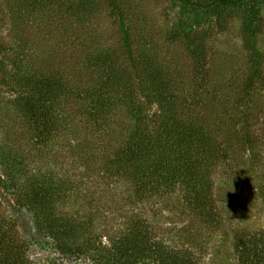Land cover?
<instances>
[{"label":"rangeland","instance_id":"rangeland-1","mask_svg":"<svg viewBox=\"0 0 264 264\" xmlns=\"http://www.w3.org/2000/svg\"><path fill=\"white\" fill-rule=\"evenodd\" d=\"M115 1L122 14L113 12L108 0H93L90 9L84 14L79 12L74 20L71 12L59 16L53 0L42 5L39 0L33 7L30 4L35 0H0V41L6 46L4 55L9 56L0 76L5 70L12 73L15 54L29 62L33 71L51 68L59 58L70 57V63L75 64L72 58L86 50L93 56L102 55L104 62L94 61L100 66L117 63L128 68L119 24L120 17H125L131 51L149 52L154 57L152 65L161 66L168 82L182 89L180 93L200 86L197 103L181 107L180 114L183 120L199 119L214 139L211 143L218 153L214 160L209 161L203 153V161L197 159L203 179L197 189L199 194L207 195L212 215L197 218L180 203L177 188L161 200L138 202L127 198L130 189L126 181L102 175V167L96 169L104 160L106 144L98 141L92 146L83 130L76 138L64 132L50 145L30 142L26 134L30 131L14 109L18 89L13 85V76L0 77V152L11 144L19 145L14 150L28 166L16 167L11 182L0 183V214L14 223L15 238L23 241L24 256L31 264H94L85 254H62L54 241L41 235L34 226L32 212L14 189L31 171L49 170L62 180L57 181L58 189L53 194H65L55 202L54 211L75 219L80 225L75 235L80 242L93 239L94 245L105 251L132 224L142 221L155 238L189 249L196 264H238L233 249L235 237L264 225V201L259 196L264 185V0L259 28L252 38L260 52L257 67L250 59L251 42L245 43L246 36L241 33L245 18L242 8L209 15L210 24L193 26L184 35L177 31L180 0ZM20 37H26V42L18 40ZM193 41L198 42L195 47ZM196 47L202 57L191 55ZM254 70H258L257 75ZM132 80L137 83L134 77ZM150 105L149 124L155 132L162 126L161 111L157 103ZM108 116L112 118L109 123L116 127L108 133L94 132L93 136L116 145L121 140L118 125L127 124L129 118L121 106L110 110ZM85 129L93 131L89 125Z\"/></svg>","mask_w":264,"mask_h":264},{"label":"trees","instance_id":"trees-1","mask_svg":"<svg viewBox=\"0 0 264 264\" xmlns=\"http://www.w3.org/2000/svg\"><path fill=\"white\" fill-rule=\"evenodd\" d=\"M37 1L39 0H35V4L31 3L30 6L36 5ZM41 1L39 5L46 2ZM92 1L53 0V8L59 16L71 12V17L75 20L79 12L84 14L90 9ZM108 2L113 12L122 14L115 0ZM262 2L263 0H180L177 31L188 34L193 26L208 22L210 24L209 15L219 16L221 12L242 8L245 18L241 33L246 36L245 43L251 42L250 59L253 67H257L260 52L252 38L259 28ZM124 19L125 17H120L119 24L127 51L128 68L117 63L100 66L94 61L101 63L102 55L98 53L93 56L86 50L72 58L75 64L70 63V57L59 58L53 63V67L33 71L27 65L29 62L15 54V59L11 61L12 73L5 70L0 77L13 76L16 79L13 85L18 89V96L13 100V105L23 126L30 131L26 133L29 141L43 142L39 146L50 145L52 140L64 132L76 138L83 130L92 146L98 141L106 144L103 145L104 160L96 169L102 167V175L126 181L127 189H130L127 198L138 202L161 200L173 195L165 193H171L177 188L181 193L179 197L182 205L193 211L197 218L210 217L213 209L210 201L205 193L199 194L197 189L203 180L197 159L203 161V153L209 161L214 160L218 154L217 149L212 146L211 141L214 139L205 131V125L199 119L192 117L183 120L180 114L181 107L187 108L197 103L200 86L195 85L187 93H180L182 89L168 82L163 68L152 65L154 57L149 52L131 51L130 28ZM65 21L62 20V23ZM65 24L70 25L67 21ZM24 38L26 37L18 40L21 39L24 43ZM194 43L198 42L193 41V47ZM5 47L0 41V53L3 55L0 58V72H3L5 59L9 57L6 56ZM194 50L198 51V48ZM194 50L191 51L193 57H202L200 48L198 53ZM253 73L257 75L258 70ZM133 77L137 83H133ZM251 81L252 77L250 83ZM250 87L251 84L245 89L249 90ZM150 102L157 103V109L161 111L162 126L155 132L151 131L149 124L150 115L148 116L147 111L150 109ZM117 106H121L129 121L118 125L121 140L114 145L112 140L108 144L93 134H103L102 131L108 133L111 132V127H116L112 122L109 123L112 118L108 113ZM88 125L93 127V131L85 129ZM122 131H126V134L123 135ZM12 146L11 144L10 148L6 147L0 152L3 174V177L0 176V183L11 182L16 167L22 169L28 166L24 157L14 150L19 145ZM31 172L14 189L22 198L24 206L32 212L36 230L54 241L62 254H85L94 264H196L189 249L178 247L176 243L172 246L165 240L155 238L146 222L142 221L132 224L105 251L99 245H94L93 239L80 242L78 236H75L80 229L75 219L54 211L57 199L59 202L65 195L53 194L58 189L57 181L62 180L49 170ZM262 186L259 196L264 201V185ZM213 221L219 223L222 219ZM246 231L241 232L240 237H237L238 233L233 245L238 264H264V225L255 232ZM14 233L16 234L14 223L9 217L0 214V264H31L28 257L24 256L26 246L23 241L15 238Z\"/></svg>","mask_w":264,"mask_h":264}]
</instances>
